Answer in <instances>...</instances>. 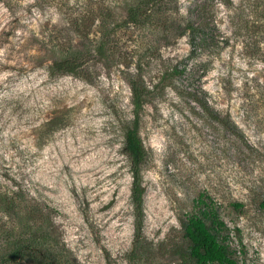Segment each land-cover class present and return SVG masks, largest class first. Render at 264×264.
Listing matches in <instances>:
<instances>
[{"label":"rangeland","instance_id":"374dc122","mask_svg":"<svg viewBox=\"0 0 264 264\" xmlns=\"http://www.w3.org/2000/svg\"><path fill=\"white\" fill-rule=\"evenodd\" d=\"M180 2L184 15L201 4L216 14L218 30L202 51L192 53L188 34L166 42L161 32L136 30L133 66L98 60L80 77L51 71L41 40L47 25L63 23L57 8L24 0L13 13L0 0V186L22 187L51 207L58 243L50 252L63 262L186 264L183 223L204 197L228 224L240 263L264 264V30L238 21L221 0ZM138 65L153 93L140 125L149 247L133 259L124 145ZM174 66L172 85L155 88ZM56 117L66 125L53 132L46 125Z\"/></svg>","mask_w":264,"mask_h":264},{"label":"trees","instance_id":"16d2710c","mask_svg":"<svg viewBox=\"0 0 264 264\" xmlns=\"http://www.w3.org/2000/svg\"><path fill=\"white\" fill-rule=\"evenodd\" d=\"M16 13L24 0H2ZM37 6L57 8L63 23L47 25L42 44L52 54L51 71L54 74H73L84 77L98 60L133 66L134 49L130 46L134 31L161 32L165 41L188 34L192 53L197 54L215 37L218 30L216 14L207 4L189 8L183 14L180 0H35ZM238 21L247 27L264 30V0H221ZM134 41L137 42V39ZM133 41V42H134ZM137 47V46H136ZM134 52V53H133ZM130 74L133 119L126 127L124 150L131 163L135 240L133 259L149 244L144 238L146 217V187L143 168L147 149L140 133L141 114L151 101L153 91L145 81L142 67ZM180 73L178 66L166 70L154 85L171 86V79ZM205 110L211 111L207 100L195 97ZM231 128L230 118H218ZM56 117L47 123L57 131L65 123ZM63 123V124H62ZM239 135V134H236ZM264 208V200L261 202ZM243 207V203H236ZM198 214H191L183 223L184 238L189 242L186 264H241L231 244V233L226 221L212 201L198 199ZM52 209L46 203L30 196L22 187L0 186V264H19L37 258L39 264H70L52 254L58 243ZM51 251V252H50Z\"/></svg>","mask_w":264,"mask_h":264}]
</instances>
